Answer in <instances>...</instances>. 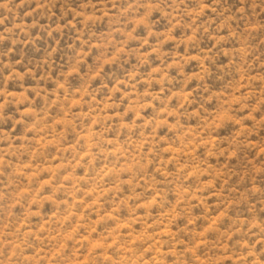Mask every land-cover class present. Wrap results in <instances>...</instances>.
Returning a JSON list of instances; mask_svg holds the SVG:
<instances>
[{
  "label": "rangeland",
  "instance_id": "obj_1",
  "mask_svg": "<svg viewBox=\"0 0 264 264\" xmlns=\"http://www.w3.org/2000/svg\"><path fill=\"white\" fill-rule=\"evenodd\" d=\"M0 264H264V0H0Z\"/></svg>",
  "mask_w": 264,
  "mask_h": 264
}]
</instances>
